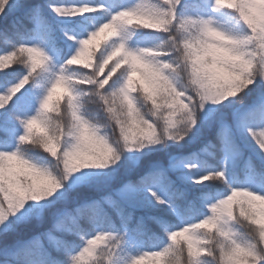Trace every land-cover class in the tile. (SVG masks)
<instances>
[{
  "label": "snow or ice",
  "instance_id": "6c2138e0",
  "mask_svg": "<svg viewBox=\"0 0 264 264\" xmlns=\"http://www.w3.org/2000/svg\"><path fill=\"white\" fill-rule=\"evenodd\" d=\"M0 264H264V0H0Z\"/></svg>",
  "mask_w": 264,
  "mask_h": 264
}]
</instances>
